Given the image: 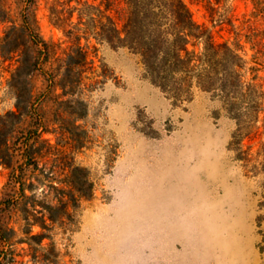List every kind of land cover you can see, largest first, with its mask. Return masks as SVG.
<instances>
[{
  "label": "rangeland",
  "instance_id": "obj_1",
  "mask_svg": "<svg viewBox=\"0 0 264 264\" xmlns=\"http://www.w3.org/2000/svg\"><path fill=\"white\" fill-rule=\"evenodd\" d=\"M182 1L198 26L161 69L93 8L0 0L15 264H264V0Z\"/></svg>",
  "mask_w": 264,
  "mask_h": 264
},
{
  "label": "trees",
  "instance_id": "obj_2",
  "mask_svg": "<svg viewBox=\"0 0 264 264\" xmlns=\"http://www.w3.org/2000/svg\"><path fill=\"white\" fill-rule=\"evenodd\" d=\"M25 1L30 4L34 2V0ZM74 1V8H76L77 5L90 7L98 11L99 14H96V16L98 15L99 17H101L103 15V17H105L107 22L110 24V29L113 33L112 36L107 37L108 42L111 41L110 37L129 41V43L133 44L137 49L141 50V53H145L148 56L152 65L159 66L161 69L165 68L166 63H168L169 61L171 62L173 60V63L181 61L180 53L186 50V45L185 40H183L180 32L185 28L186 25H189L191 28L198 26L192 19L189 10L182 0ZM121 3L122 6L119 8L118 13L119 16L123 18L124 24L121 27H118L115 18L110 15V12L114 9V6H119ZM157 7H160V10L156 12L154 9H156ZM70 11L72 12L73 9H70ZM160 11L168 14V16H170L173 20L171 28L175 31L174 34L177 36L176 40L173 43H167L165 39L167 31L165 29H162V25L164 24L158 19ZM13 29L18 30L16 26H14ZM121 34H124L123 39H121L120 37ZM34 35L35 37L39 38L38 34ZM78 48L80 52H83V49L81 47L78 46ZM20 64L21 61L16 66L17 70L18 68H20ZM6 139V135L4 134L3 136V133H1L0 148L5 145ZM23 232L29 234V236L26 237L29 244L31 243L30 241L39 243L44 237L41 233L30 234L31 229H23ZM7 233V229L0 228V239L2 241H6L8 239ZM15 263L16 260L12 248H0V264Z\"/></svg>",
  "mask_w": 264,
  "mask_h": 264
}]
</instances>
